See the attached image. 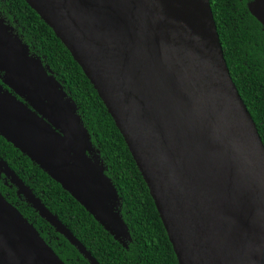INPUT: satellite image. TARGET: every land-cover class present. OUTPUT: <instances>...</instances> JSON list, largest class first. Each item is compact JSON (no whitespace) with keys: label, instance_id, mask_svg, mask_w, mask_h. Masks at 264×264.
Returning <instances> with one entry per match:
<instances>
[{"label":"water","instance_id":"obj_1","mask_svg":"<svg viewBox=\"0 0 264 264\" xmlns=\"http://www.w3.org/2000/svg\"><path fill=\"white\" fill-rule=\"evenodd\" d=\"M24 1L104 103L178 264H264V144L229 73L210 1ZM249 10L264 28V15ZM0 72L24 100L0 85V135L125 244L120 197L75 101L2 17ZM0 173L99 264L1 158ZM0 264H66L1 193Z\"/></svg>","mask_w":264,"mask_h":264},{"label":"trees","instance_id":"obj_2","mask_svg":"<svg viewBox=\"0 0 264 264\" xmlns=\"http://www.w3.org/2000/svg\"><path fill=\"white\" fill-rule=\"evenodd\" d=\"M224 58L264 144V31L245 0H209ZM0 17L75 101L92 148L120 197L130 240H115L69 192L0 135V158L73 233L99 264H178L148 187L96 90L52 29L24 0H0ZM1 174V173H0ZM3 176V174H1ZM0 175V193L66 264H90ZM3 178H6V183Z\"/></svg>","mask_w":264,"mask_h":264},{"label":"flooded vegetation","instance_id":"obj_3","mask_svg":"<svg viewBox=\"0 0 264 264\" xmlns=\"http://www.w3.org/2000/svg\"><path fill=\"white\" fill-rule=\"evenodd\" d=\"M246 1V6H247V11L250 13V15L252 16V17H254L255 18V20H257V22H258V24H259V26H260V29L261 30H263L264 31V28H263V24L255 17V15H253L251 12H250V10H249V7H252L253 9H255L257 12H259V13H261V14H263L264 15V1H262V0H245ZM262 38L264 39V36H262ZM3 72H0V85H2L3 86V88H5V89H8L12 94H14L18 99H20V100H22V101H24L23 100V98L22 97H20L19 95H17V94H15L10 88H8L3 82H2V77H3ZM1 174H3V173H1ZM0 174V175H1ZM2 176V175H1ZM3 176H4V174H3ZM2 176V177H3ZM4 179V181H5V183H6V178H3Z\"/></svg>","mask_w":264,"mask_h":264}]
</instances>
